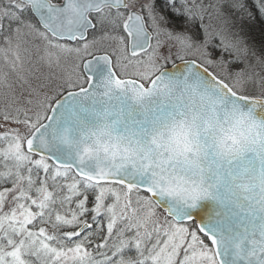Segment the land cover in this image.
Segmentation results:
<instances>
[{
	"label": "snow or ice",
	"instance_id": "snow-or-ice-1",
	"mask_svg": "<svg viewBox=\"0 0 264 264\" xmlns=\"http://www.w3.org/2000/svg\"><path fill=\"white\" fill-rule=\"evenodd\" d=\"M0 264H264V0H0Z\"/></svg>",
	"mask_w": 264,
	"mask_h": 264
}]
</instances>
